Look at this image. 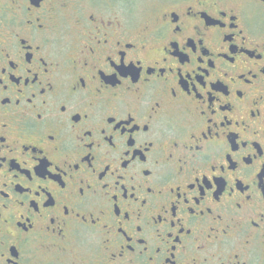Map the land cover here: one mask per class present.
<instances>
[{"label":"flooded vegetation","instance_id":"1","mask_svg":"<svg viewBox=\"0 0 264 264\" xmlns=\"http://www.w3.org/2000/svg\"><path fill=\"white\" fill-rule=\"evenodd\" d=\"M0 264H264V2L0 0Z\"/></svg>","mask_w":264,"mask_h":264},{"label":"snow or ice","instance_id":"2","mask_svg":"<svg viewBox=\"0 0 264 264\" xmlns=\"http://www.w3.org/2000/svg\"><path fill=\"white\" fill-rule=\"evenodd\" d=\"M262 2H264V0H262ZM113 68H115V65H113ZM30 102V101H29ZM147 129V128H146ZM147 131V130H146ZM81 195H83V192H81Z\"/></svg>","mask_w":264,"mask_h":264}]
</instances>
